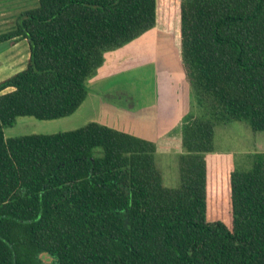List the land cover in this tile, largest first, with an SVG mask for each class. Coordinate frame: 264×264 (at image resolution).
I'll return each instance as SVG.
<instances>
[{
	"label": "trees",
	"instance_id": "trees-1",
	"mask_svg": "<svg viewBox=\"0 0 264 264\" xmlns=\"http://www.w3.org/2000/svg\"><path fill=\"white\" fill-rule=\"evenodd\" d=\"M156 24L203 111L159 147L178 152L176 186L153 140L97 121L4 137L17 115L70 114L103 52ZM19 37L25 66L0 79V264H264V151L247 169L211 153L215 122L264 130V0H37L0 31Z\"/></svg>",
	"mask_w": 264,
	"mask_h": 264
},
{
	"label": "rangeland",
	"instance_id": "rangeland-1",
	"mask_svg": "<svg viewBox=\"0 0 264 264\" xmlns=\"http://www.w3.org/2000/svg\"><path fill=\"white\" fill-rule=\"evenodd\" d=\"M16 7L12 1H0V9L15 12L14 21L20 11ZM8 21L11 23L13 19ZM10 23L0 24V31L14 22ZM5 46L7 42L0 44V50ZM177 49L172 36L159 30V24L146 29L120 46L103 52L102 62L84 81L86 93L74 111L49 119L17 115L12 124L3 127L4 137L66 130L91 120L151 140L161 134L177 136L185 115L203 113L195 103L192 87L184 74L187 84L181 94L184 101L178 100L173 116L157 115L154 75L157 68H168L182 79L184 68ZM212 129L211 153L225 154L234 168L247 169L252 152L264 151V130H252L247 120L215 122ZM177 153L174 148L153 152L161 183L165 186L178 184ZM40 257L45 262L50 259L46 253H41Z\"/></svg>",
	"mask_w": 264,
	"mask_h": 264
},
{
	"label": "crops",
	"instance_id": "crops-1",
	"mask_svg": "<svg viewBox=\"0 0 264 264\" xmlns=\"http://www.w3.org/2000/svg\"><path fill=\"white\" fill-rule=\"evenodd\" d=\"M0 1H4V0H0ZM5 1L7 2L12 1L14 4H16L17 6L16 8H18V10L19 9L23 10L27 7L29 8L30 6L37 4V0H5ZM14 17H15V12H9V10L0 9V24L10 23L8 21V19L10 18H12L13 19L12 22H14ZM13 24L14 23H12V25ZM12 25H10L9 27H11ZM3 42H7V46H5L3 50H0V79L8 76L9 74L13 73L16 70L23 68L25 66L26 59L28 56V46L25 38L19 37L15 39H6L0 41V44H3ZM4 50L6 51V53H3ZM184 74L185 73H182V79H181V76L176 75L172 70L168 68H157V73L154 75L153 80L156 89L155 107L157 109L156 112L158 116L162 115L166 117L169 116L170 114L173 116V113L177 108L178 100L184 101L181 95L184 90V85H186V89H187V84L184 80ZM185 100H186V96H185ZM172 137H175V135L173 134L157 135L156 140H153L156 143L155 150H168L169 148H174V147H168L167 149L159 148L170 142L169 140Z\"/></svg>",
	"mask_w": 264,
	"mask_h": 264
}]
</instances>
